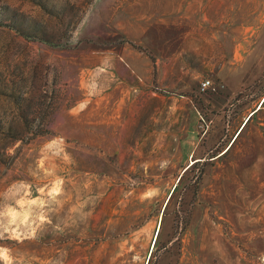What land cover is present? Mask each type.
Wrapping results in <instances>:
<instances>
[{
    "label": "rangeland",
    "instance_id": "obj_1",
    "mask_svg": "<svg viewBox=\"0 0 264 264\" xmlns=\"http://www.w3.org/2000/svg\"><path fill=\"white\" fill-rule=\"evenodd\" d=\"M0 126V264H264V0H0Z\"/></svg>",
    "mask_w": 264,
    "mask_h": 264
},
{
    "label": "trees",
    "instance_id": "obj_2",
    "mask_svg": "<svg viewBox=\"0 0 264 264\" xmlns=\"http://www.w3.org/2000/svg\"><path fill=\"white\" fill-rule=\"evenodd\" d=\"M21 125L23 126V127H27V128H30V126H31V121L30 120H28L27 119V116H21ZM2 126H0V132H1V130H2ZM32 137H28L26 140H29V139H31Z\"/></svg>",
    "mask_w": 264,
    "mask_h": 264
},
{
    "label": "built area",
    "instance_id": "obj_3",
    "mask_svg": "<svg viewBox=\"0 0 264 264\" xmlns=\"http://www.w3.org/2000/svg\"><path fill=\"white\" fill-rule=\"evenodd\" d=\"M211 85H212V82H211L210 79H204L200 83V89L201 90H205L207 88H212L213 89V87H211Z\"/></svg>",
    "mask_w": 264,
    "mask_h": 264
}]
</instances>
